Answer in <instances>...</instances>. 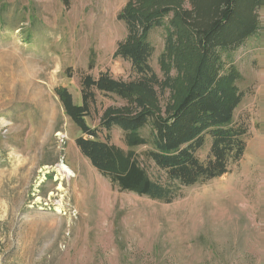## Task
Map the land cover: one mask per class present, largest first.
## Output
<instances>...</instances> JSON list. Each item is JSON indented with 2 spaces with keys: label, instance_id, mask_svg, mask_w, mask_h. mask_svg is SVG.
<instances>
[{
  "label": "rangeland",
  "instance_id": "1",
  "mask_svg": "<svg viewBox=\"0 0 264 264\" xmlns=\"http://www.w3.org/2000/svg\"><path fill=\"white\" fill-rule=\"evenodd\" d=\"M126 1L0 0V264H264V7L262 30L226 54L240 72L233 121L247 128L242 158L221 177L173 184L176 197L164 202L120 190L93 167L54 92L65 86L78 104L84 74L133 77L129 62L113 57ZM164 35L155 27L148 36L158 75ZM120 103L98 94L87 122L97 126L102 109ZM106 134L127 148L121 129ZM60 162L73 171L63 190Z\"/></svg>",
  "mask_w": 264,
  "mask_h": 264
},
{
  "label": "trees",
  "instance_id": "2",
  "mask_svg": "<svg viewBox=\"0 0 264 264\" xmlns=\"http://www.w3.org/2000/svg\"><path fill=\"white\" fill-rule=\"evenodd\" d=\"M263 7L264 0H127L116 15L126 33L113 57L127 60L133 77L84 74L78 104L67 87L54 88L80 130L74 140L79 151L113 186L164 202L176 197L173 184L189 186L226 174L242 158L247 133L233 121L242 98L240 72L226 54L262 30ZM155 27L165 29L157 60L161 75L150 64L155 48L148 36ZM98 94L122 103L105 106L98 125L91 126L87 118ZM114 127L123 131L126 149L107 134L100 137ZM206 142L208 153L201 158ZM142 145L148 146L134 149ZM148 162L167 182L149 174Z\"/></svg>",
  "mask_w": 264,
  "mask_h": 264
},
{
  "label": "bare ground",
  "instance_id": "3",
  "mask_svg": "<svg viewBox=\"0 0 264 264\" xmlns=\"http://www.w3.org/2000/svg\"><path fill=\"white\" fill-rule=\"evenodd\" d=\"M54 170L57 173L55 178L58 179V181H59L57 189L63 190L64 188L62 185V180L64 178H67V177L73 175V171L64 162H60L57 165H55Z\"/></svg>",
  "mask_w": 264,
  "mask_h": 264
}]
</instances>
